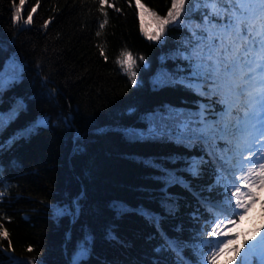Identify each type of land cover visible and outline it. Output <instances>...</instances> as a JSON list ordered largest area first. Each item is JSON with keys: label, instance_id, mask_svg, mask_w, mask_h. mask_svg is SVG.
Returning <instances> with one entry per match:
<instances>
[{"label": "trees", "instance_id": "obj_1", "mask_svg": "<svg viewBox=\"0 0 264 264\" xmlns=\"http://www.w3.org/2000/svg\"><path fill=\"white\" fill-rule=\"evenodd\" d=\"M141 2L160 16L171 6V0ZM33 7V22L26 24ZM13 13L14 0H0V68L15 57L21 69V79L3 92L0 112L18 99L26 111L5 128L0 141L42 115L49 124L0 153V230L9 233L8 239L0 238V264H14L10 257L27 264H71L84 233L94 239L84 264H169L174 259L170 253L156 252L161 244L157 227L136 211L143 206L163 213L160 173L147 167L148 161L175 168L192 185L191 190L168 189L177 206L172 215H162L161 228L189 243L185 255L195 259L192 244L203 238L208 219L201 199L220 198L223 191L207 190L213 167L204 166L203 174L193 178L184 172V161L200 156L199 146L125 134L126 129L146 131L145 117L157 110L194 111L206 102L180 84H152L157 73L183 64L174 53L185 30L170 24L159 41L148 40L135 0H107L104 5L99 0H26L21 21L14 23ZM105 14L108 23L100 29ZM143 24L149 30L153 26L147 13ZM125 50L136 62V85L116 62ZM169 159L174 162L167 163ZM114 202L126 204L129 211L117 214ZM57 206L66 210L64 216L55 214ZM244 243L239 234L231 247ZM233 256L237 253L222 254L216 264H228Z\"/></svg>", "mask_w": 264, "mask_h": 264}, {"label": "snow or ice", "instance_id": "obj_2", "mask_svg": "<svg viewBox=\"0 0 264 264\" xmlns=\"http://www.w3.org/2000/svg\"><path fill=\"white\" fill-rule=\"evenodd\" d=\"M25 2L19 0V6H16L14 0V23L21 21ZM99 3L104 5L107 0H99ZM135 4L139 9L141 30L148 40L159 41L170 24L178 23L185 30L174 53L183 64H178L173 71L157 73L152 80L153 87L180 84L205 98L206 102L198 103L194 111L171 106L157 110L145 117L149 122L146 131L126 129L125 134L131 139L168 137L187 148L199 146L202 154L184 161V172L199 178L204 166L211 165L214 180L207 190H223L220 198L201 199L208 219L200 232L203 238H197L192 244L196 258H189L185 255L189 243L178 236H168L161 228V220L163 214L172 215L177 206L174 194L168 189L178 185L191 190L192 185L175 168H168L158 161L146 162L147 167L160 173L163 213L143 206L136 211L160 232L161 244L156 252L170 253L174 259L169 264H216L227 252H236L240 257L239 264H264L261 229H256L258 239L248 243L243 253L240 249L244 245L231 247L239 235L232 233L231 228L243 221L258 201L264 211V201L259 200L258 194V190H264V0H171L164 16L147 8L141 0H135ZM101 11H104L103 7ZM35 12L33 7L23 22L31 24ZM146 13L153 23L151 30L143 24ZM107 23L105 14L100 29ZM96 35L100 36L101 32L97 31ZM100 54L104 55L103 47ZM104 58L108 59L107 56ZM139 59L144 60V57ZM116 62L136 85L137 73L133 70L136 62L132 54L122 51ZM20 79V64L13 57L0 68V100L3 92ZM23 111H26V105L23 99H18L10 110L0 112V136ZM48 124L49 120L43 115L29 122L7 141H0V153L6 145L30 138ZM173 162L169 159L167 163ZM112 207L121 215L129 211L127 205L120 202H114ZM65 211L60 206L54 208L58 217L64 216ZM261 228L264 229V225ZM176 231H182V226L178 225ZM108 236L117 239L111 232ZM0 238H9L6 229L0 230ZM8 243L10 248V239ZM93 244L91 233L82 234L74 248L71 264H84ZM237 256L231 257L228 264L236 261ZM10 259L14 264H27L14 257Z\"/></svg>", "mask_w": 264, "mask_h": 264}, {"label": "rangeland", "instance_id": "obj_3", "mask_svg": "<svg viewBox=\"0 0 264 264\" xmlns=\"http://www.w3.org/2000/svg\"><path fill=\"white\" fill-rule=\"evenodd\" d=\"M43 116L48 119L47 115ZM258 194L259 200L264 201V190H258ZM262 225H264V211L261 210V206L258 201L257 204L252 207L248 216H246L243 221L238 222L235 227L231 228L232 233H239L244 236L245 243L241 250L242 253L245 251L248 243H252L255 239H258V236H256V229H261L260 234L264 235V229L261 228Z\"/></svg>", "mask_w": 264, "mask_h": 264}]
</instances>
